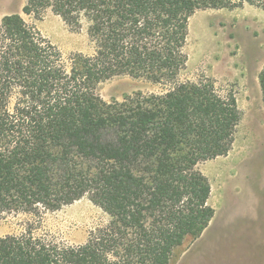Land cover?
Returning <instances> with one entry per match:
<instances>
[{
	"label": "trees",
	"instance_id": "trees-1",
	"mask_svg": "<svg viewBox=\"0 0 264 264\" xmlns=\"http://www.w3.org/2000/svg\"><path fill=\"white\" fill-rule=\"evenodd\" d=\"M94 45L64 59L17 14L0 21V216H38L88 196L108 216L68 246L32 227L0 237V264H174L215 210L196 169L231 150L241 120L232 92L213 80L180 81L189 18L196 11H264V0H24ZM143 78L161 94L105 102L99 84ZM264 117V65L258 74Z\"/></svg>",
	"mask_w": 264,
	"mask_h": 264
},
{
	"label": "rangeland",
	"instance_id": "rangeland-1",
	"mask_svg": "<svg viewBox=\"0 0 264 264\" xmlns=\"http://www.w3.org/2000/svg\"><path fill=\"white\" fill-rule=\"evenodd\" d=\"M24 0H0V21L17 14L55 45L64 59L90 56L94 45L86 24L71 29L50 10L25 15ZM187 57L180 81H214L221 93L232 92L241 120L231 150L201 162L196 169L211 185L209 206L214 217L196 241L187 239L174 253V264H264V117L258 74L264 65V11L245 5L236 10L196 11L188 21L183 49ZM165 86L143 78L113 77L99 84L105 102L135 94H161ZM109 221L84 196L54 212L0 216V237L20 235L28 227L36 236L77 246Z\"/></svg>",
	"mask_w": 264,
	"mask_h": 264
},
{
	"label": "crops",
	"instance_id": "crops-1",
	"mask_svg": "<svg viewBox=\"0 0 264 264\" xmlns=\"http://www.w3.org/2000/svg\"><path fill=\"white\" fill-rule=\"evenodd\" d=\"M200 237H201V236H200ZM200 237H199V238H200ZM196 240H197V239H196ZM196 240H195V241H196ZM208 264H209V263H208ZM213 264H216V263H213Z\"/></svg>",
	"mask_w": 264,
	"mask_h": 264
}]
</instances>
